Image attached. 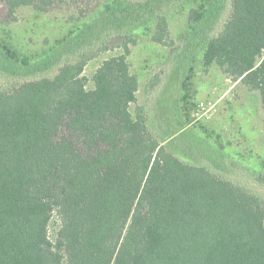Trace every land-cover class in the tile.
<instances>
[{"label":"trees","instance_id":"16d2710c","mask_svg":"<svg viewBox=\"0 0 264 264\" xmlns=\"http://www.w3.org/2000/svg\"><path fill=\"white\" fill-rule=\"evenodd\" d=\"M86 1L80 14L91 21L79 36L109 29L115 39L104 50L122 51L91 80L83 72L94 57L84 55L63 60L52 77L0 88V264H264V206L222 174L180 159L151 113L131 109L139 78L124 26L134 3ZM56 2L0 0V28L20 9L44 14ZM228 2L220 33L207 30L204 70L216 66L257 92L264 115V0H206L205 14L192 9L188 20L211 23ZM153 40L174 44L164 15ZM6 52L1 77L20 74V62L30 70Z\"/></svg>","mask_w":264,"mask_h":264},{"label":"rangeland","instance_id":"374dc122","mask_svg":"<svg viewBox=\"0 0 264 264\" xmlns=\"http://www.w3.org/2000/svg\"><path fill=\"white\" fill-rule=\"evenodd\" d=\"M126 1L134 3L124 26L135 41L128 60L139 78L138 100L132 111L144 107L151 113L150 124L157 136L166 138L165 143L180 159L222 174L264 206V115L258 93L248 91L216 66L204 70L207 30L220 33L231 14L230 3L212 16L214 23L205 24L204 15L195 25L188 20L189 13L197 9L205 14L206 0ZM87 5L86 0H57L55 8L44 14L23 8L18 21L0 28V49L12 54L13 63L26 58L30 64L28 70L20 62L24 70L11 81L0 76V88L52 77L63 60H79L84 55L94 57L83 72L91 80L103 60L119 54L122 50H104L113 41L110 38L115 39L109 29L93 28L86 37L79 36L85 28L83 20L91 21L80 14ZM106 10L104 7L101 15ZM159 15L168 19L172 46L153 40ZM2 61L0 58V64ZM93 86L90 81L88 87ZM58 225L55 215L50 225L52 238Z\"/></svg>","mask_w":264,"mask_h":264}]
</instances>
